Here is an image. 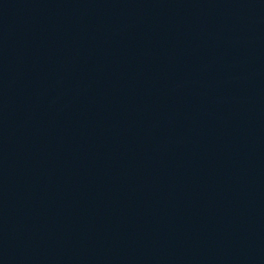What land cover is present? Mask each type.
<instances>
[{"label":"water","instance_id":"obj_1","mask_svg":"<svg viewBox=\"0 0 264 264\" xmlns=\"http://www.w3.org/2000/svg\"><path fill=\"white\" fill-rule=\"evenodd\" d=\"M0 264H264V0H0Z\"/></svg>","mask_w":264,"mask_h":264}]
</instances>
